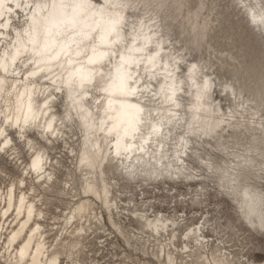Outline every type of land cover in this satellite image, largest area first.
Here are the masks:
<instances>
[{"label":"clouds","instance_id":"1","mask_svg":"<svg viewBox=\"0 0 264 264\" xmlns=\"http://www.w3.org/2000/svg\"><path fill=\"white\" fill-rule=\"evenodd\" d=\"M120 7L138 62L117 49L68 87L0 78V217L9 183L55 208L27 238L28 221L9 227L21 208L0 219V264H250L264 240V0Z\"/></svg>","mask_w":264,"mask_h":264},{"label":"bare ground","instance_id":"2","mask_svg":"<svg viewBox=\"0 0 264 264\" xmlns=\"http://www.w3.org/2000/svg\"><path fill=\"white\" fill-rule=\"evenodd\" d=\"M101 1L0 0V78L13 83L27 79L37 87H44L51 83V79L45 77L55 78L62 74L66 87L71 86L74 80L84 85L94 77L97 69L109 64L112 53L117 49L125 55L136 57L142 54L145 49L142 53L128 51L133 45L131 37L125 38L126 33L121 31L123 13L120 0H107V4L105 0ZM101 37H105L109 44H101ZM117 37L119 42L111 44ZM45 42L50 46L47 51H42ZM65 45L67 47H63ZM135 47L140 48L139 41ZM93 48L108 55L98 62L89 63ZM34 71L36 75H30ZM17 87H21L19 83ZM21 91L25 89L21 87ZM27 91H33L32 83H29ZM2 192L3 207L8 208L11 203L12 210L0 219L8 223L16 216L17 208L22 209L19 220L9 224L13 231L28 221L24 229L27 238L37 225L41 230L50 226L48 222L52 221L55 213L45 206L46 201L33 203L37 196L36 193L29 195L32 188L28 184L21 188L10 183ZM40 194L43 195V192ZM21 196L26 200L25 205L21 204ZM27 205H32L34 209L31 216ZM40 212L47 215V220L38 218ZM37 235L43 236L44 232L38 230ZM44 238L47 239L46 236ZM261 243V240L250 242L245 250L244 256L250 264H264V257L260 258L256 253L263 251Z\"/></svg>","mask_w":264,"mask_h":264},{"label":"snow or ice","instance_id":"3","mask_svg":"<svg viewBox=\"0 0 264 264\" xmlns=\"http://www.w3.org/2000/svg\"><path fill=\"white\" fill-rule=\"evenodd\" d=\"M75 42V41H73ZM119 42V37H117V40L112 41L111 44H115ZM101 44H105L108 45L109 41L105 38V37H101ZM49 43L45 42L44 44V48L42 49V51H47L48 47H49ZM63 47H67V45L63 46ZM129 53H142L144 51V49L142 47L137 48L134 45L132 47L129 48ZM79 54V53H77ZM114 54V52L112 53ZM106 55H108L107 52H97L95 48H93V56L89 58V63H94V62H98L100 60H102ZM152 58L149 57V62H151ZM120 61H121V65L124 64H129V63H133V62H138L136 60V57L134 55H125V54H121L120 56ZM41 71H43V69H40ZM30 75H36V72H32L30 73ZM127 78V74L125 73L123 67H117L115 74L113 75V84L110 85V88H114L116 86H119L121 89L124 88L125 86V81ZM125 134H128L127 130H125ZM41 163L42 160L40 157H38L36 160L33 161V168L35 170H40L41 167ZM32 215V211L31 209H29V216Z\"/></svg>","mask_w":264,"mask_h":264},{"label":"rangeland","instance_id":"4","mask_svg":"<svg viewBox=\"0 0 264 264\" xmlns=\"http://www.w3.org/2000/svg\"><path fill=\"white\" fill-rule=\"evenodd\" d=\"M95 1H97V2H102L101 0H95ZM10 184V183H9ZM8 184V185H9ZM8 185H6V186H4L3 187V189L2 190H4V189H6L7 187H8ZM42 192V191H41ZM48 208L50 209V210H52L54 213H55V208H52L51 206H48ZM62 211H65V208H63V209H61V213H62ZM48 224L50 225L51 224V221H49L48 222ZM263 243H261V246L263 247V251H258V252H256L257 253V255L258 256H260V258H263L264 257V240H261Z\"/></svg>","mask_w":264,"mask_h":264}]
</instances>
